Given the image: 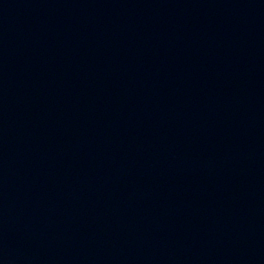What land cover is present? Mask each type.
<instances>
[{"label":"water","instance_id":"1","mask_svg":"<svg viewBox=\"0 0 264 264\" xmlns=\"http://www.w3.org/2000/svg\"><path fill=\"white\" fill-rule=\"evenodd\" d=\"M0 264H264V0H0Z\"/></svg>","mask_w":264,"mask_h":264}]
</instances>
